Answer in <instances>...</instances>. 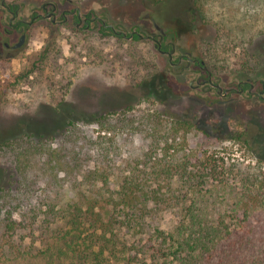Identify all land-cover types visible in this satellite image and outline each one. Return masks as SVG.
Returning <instances> with one entry per match:
<instances>
[{
	"label": "rangeland",
	"instance_id": "1",
	"mask_svg": "<svg viewBox=\"0 0 264 264\" xmlns=\"http://www.w3.org/2000/svg\"><path fill=\"white\" fill-rule=\"evenodd\" d=\"M5 1L19 3L27 20L33 9L40 10L44 2L51 1L57 3V20L63 9L79 7L82 13L93 10L106 16L116 31L136 30L142 35L158 32L152 18L175 36L177 54L190 51L204 58L223 81L264 76L261 2L252 8L245 0H186L184 8L177 10L171 6L177 0ZM185 11L186 19L178 14ZM193 11L191 20L188 13ZM9 16L0 10V52L7 39L4 27ZM191 68L170 69L166 55L149 39H127L109 28H77L71 19L58 24L37 20L26 30L19 49L0 53V143L25 133L58 134L69 120L93 131L95 116L110 111L131 116L159 112L164 129L169 130L174 120L187 122L174 134L170 154L178 158L174 163L188 155V167L206 175L199 182V198L204 196L211 204L212 215H230L233 207L239 205L241 210L245 204L264 201V190L257 195L245 192L254 188L246 180L245 169L254 168L263 183L258 189H264V101L244 93L225 105H211L206 100L210 94L190 89ZM210 98L219 97L211 94ZM113 136L125 155L139 154L145 147L138 135L118 131ZM4 160L0 153V167ZM214 166L219 174L215 178L208 175ZM172 185L176 187L178 181L174 179ZM150 207L149 216H137L127 225L124 212H117L118 224L123 223L118 229L120 237L137 251L132 264H161V259L152 257L158 253L155 229L170 231L178 221L173 208ZM228 215L225 219L232 227L235 219ZM47 236L40 222L32 230H17L14 238L24 254L6 262L0 254V264H69L43 254Z\"/></svg>",
	"mask_w": 264,
	"mask_h": 264
},
{
	"label": "trees",
	"instance_id": "2",
	"mask_svg": "<svg viewBox=\"0 0 264 264\" xmlns=\"http://www.w3.org/2000/svg\"><path fill=\"white\" fill-rule=\"evenodd\" d=\"M245 2L252 8L264 4V0ZM160 116L110 111L95 116L94 132L69 120L58 134L25 133L3 140L0 254L4 261L24 254L15 232L32 230L40 222L42 231L48 232L43 254L58 261L132 264L137 251L118 229L137 216H149L153 204L178 212L170 231L155 229L158 253L152 257L161 259V264H264V201L245 204L241 210L239 205L233 207L230 215H212L211 204L204 196L199 198V182L206 175L188 167V155L174 163L178 158L170 154L174 134L187 122L174 120L169 131L162 127ZM118 131L140 136L145 147L139 154L125 155L114 142ZM209 170L208 175L219 176L215 166ZM245 170L254 187L245 192H262L254 168ZM118 211L124 212L119 224ZM227 215L235 219L232 227Z\"/></svg>",
	"mask_w": 264,
	"mask_h": 264
},
{
	"label": "flooded vegetation",
	"instance_id": "3",
	"mask_svg": "<svg viewBox=\"0 0 264 264\" xmlns=\"http://www.w3.org/2000/svg\"><path fill=\"white\" fill-rule=\"evenodd\" d=\"M183 2L186 3V0L173 1L171 6H175L177 10H179L180 8H184ZM0 6V10L6 11L10 14L4 27V34L7 39L3 41L2 51L0 53L3 51L9 52L19 49L26 39V30L29 29V27H31L37 20L50 19L52 24H58L60 22L65 23L71 19L77 28H109L110 31L118 33L127 39L136 37L139 39L151 40L157 51L166 55L170 69L179 67V72H182L192 67L190 71L192 77L188 83L189 87L191 90H197L203 94H210V97L211 94H216L219 98L215 101L210 97H207L206 99L211 105L215 103L218 105H225L244 93H247L250 96L255 95L260 100L264 101L263 74H259L255 78L250 76L241 78L235 77L230 79L228 82L223 81L220 75L210 69V66L205 62L204 58L193 55L190 51L177 54V39L175 36L161 28L152 18V24L158 32H149L142 35L136 30H132L130 33L116 31V25L107 23L105 19L106 16L97 15L93 10L82 13L79 7H73L71 10L63 9L59 14L60 20H57L59 10L56 2L46 1L41 5L40 10L33 9V15L29 20L24 19L21 15V6L19 3H9L5 0H0ZM183 13L178 12V14H182V16L186 19V11ZM188 14H191L189 18L193 20L194 16L192 15H194L195 12L193 11ZM14 35L16 36V40L10 41ZM232 94H235V97H232Z\"/></svg>",
	"mask_w": 264,
	"mask_h": 264
},
{
	"label": "water",
	"instance_id": "4",
	"mask_svg": "<svg viewBox=\"0 0 264 264\" xmlns=\"http://www.w3.org/2000/svg\"><path fill=\"white\" fill-rule=\"evenodd\" d=\"M141 36V35H140Z\"/></svg>",
	"mask_w": 264,
	"mask_h": 264
}]
</instances>
